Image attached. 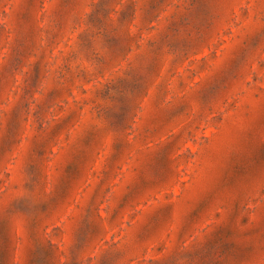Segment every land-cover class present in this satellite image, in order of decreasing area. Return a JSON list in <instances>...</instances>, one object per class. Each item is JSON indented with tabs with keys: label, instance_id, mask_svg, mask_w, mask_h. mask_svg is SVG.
I'll use <instances>...</instances> for the list:
<instances>
[{
	"label": "rangeland",
	"instance_id": "374dc122",
	"mask_svg": "<svg viewBox=\"0 0 264 264\" xmlns=\"http://www.w3.org/2000/svg\"><path fill=\"white\" fill-rule=\"evenodd\" d=\"M0 264H264V0H0Z\"/></svg>",
	"mask_w": 264,
	"mask_h": 264
}]
</instances>
